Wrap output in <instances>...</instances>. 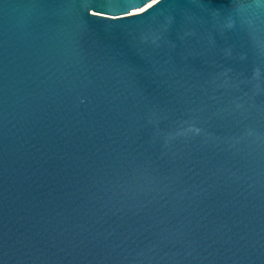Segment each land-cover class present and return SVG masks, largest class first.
<instances>
[{
	"label": "water",
	"instance_id": "obj_1",
	"mask_svg": "<svg viewBox=\"0 0 264 264\" xmlns=\"http://www.w3.org/2000/svg\"><path fill=\"white\" fill-rule=\"evenodd\" d=\"M0 0V264H264V0Z\"/></svg>",
	"mask_w": 264,
	"mask_h": 264
},
{
	"label": "bare ground",
	"instance_id": "obj_2",
	"mask_svg": "<svg viewBox=\"0 0 264 264\" xmlns=\"http://www.w3.org/2000/svg\"><path fill=\"white\" fill-rule=\"evenodd\" d=\"M157 0H152L151 2L147 3L146 5H144L143 7L141 8H137V9H134L132 11V13H139L141 11H144L145 9H147L148 7H150L153 3H155Z\"/></svg>",
	"mask_w": 264,
	"mask_h": 264
}]
</instances>
